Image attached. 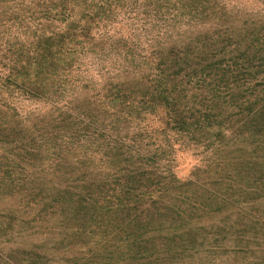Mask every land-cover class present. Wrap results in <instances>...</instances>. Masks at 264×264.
<instances>
[{"label": "trees", "instance_id": "1", "mask_svg": "<svg viewBox=\"0 0 264 264\" xmlns=\"http://www.w3.org/2000/svg\"><path fill=\"white\" fill-rule=\"evenodd\" d=\"M0 264H264V0H0Z\"/></svg>", "mask_w": 264, "mask_h": 264}, {"label": "rangeland", "instance_id": "2", "mask_svg": "<svg viewBox=\"0 0 264 264\" xmlns=\"http://www.w3.org/2000/svg\"><path fill=\"white\" fill-rule=\"evenodd\" d=\"M189 166H187V165H184L183 167H181V169H180V173H181V175H188V171H189Z\"/></svg>", "mask_w": 264, "mask_h": 264}]
</instances>
